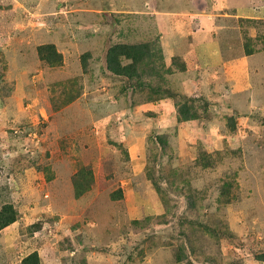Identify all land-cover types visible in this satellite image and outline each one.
Segmentation results:
<instances>
[{
    "label": "rangeland",
    "instance_id": "374dc122",
    "mask_svg": "<svg viewBox=\"0 0 264 264\" xmlns=\"http://www.w3.org/2000/svg\"><path fill=\"white\" fill-rule=\"evenodd\" d=\"M3 206L0 264H264V0H0Z\"/></svg>",
    "mask_w": 264,
    "mask_h": 264
},
{
    "label": "trees",
    "instance_id": "16d2710c",
    "mask_svg": "<svg viewBox=\"0 0 264 264\" xmlns=\"http://www.w3.org/2000/svg\"><path fill=\"white\" fill-rule=\"evenodd\" d=\"M243 47H246L245 54L252 53V49L247 47L244 43ZM155 50H159L155 44L148 41H142L137 43H117L109 47L106 52V66L114 74L125 75L127 77H133L136 74V64L147 63L155 55ZM123 60L126 63H123ZM165 71H170V69H165ZM179 111V109H178ZM184 119H188V116H184ZM12 209L3 206L0 210V230L11 223L14 219ZM36 253H31L26 255L22 259V264H29V261L34 264L33 258H35ZM259 259L264 261V253L260 254Z\"/></svg>",
    "mask_w": 264,
    "mask_h": 264
},
{
    "label": "crops",
    "instance_id": "0c3cea01",
    "mask_svg": "<svg viewBox=\"0 0 264 264\" xmlns=\"http://www.w3.org/2000/svg\"><path fill=\"white\" fill-rule=\"evenodd\" d=\"M241 12H244V10L243 11H241ZM171 15H175L174 13H172ZM195 15V17H196V14H194ZM198 22H199V25H203L204 26V29H206L207 31H213L214 30V28L216 27H214L213 28V26L211 27V25H210V21L207 19V18H205L204 16H202L201 14H199V16H198ZM200 28H202V27H200ZM208 28H209V30H208ZM213 36V34L211 35V37ZM212 39V38H211ZM216 43V42H215ZM214 42L212 43V46L215 44ZM211 46V45H210ZM207 47V46H206ZM252 54H254L253 52H252ZM251 53H249V55H252ZM244 56V55H243Z\"/></svg>",
    "mask_w": 264,
    "mask_h": 264
}]
</instances>
